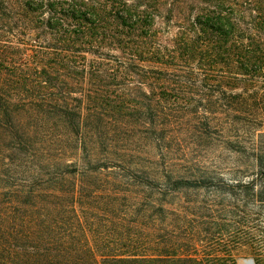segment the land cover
Returning <instances> with one entry per match:
<instances>
[{
	"label": "trees",
	"instance_id": "16d2710c",
	"mask_svg": "<svg viewBox=\"0 0 264 264\" xmlns=\"http://www.w3.org/2000/svg\"><path fill=\"white\" fill-rule=\"evenodd\" d=\"M241 122L264 0H0V264H174L118 216L205 183L188 153Z\"/></svg>",
	"mask_w": 264,
	"mask_h": 264
},
{
	"label": "rangeland",
	"instance_id": "374dc122",
	"mask_svg": "<svg viewBox=\"0 0 264 264\" xmlns=\"http://www.w3.org/2000/svg\"><path fill=\"white\" fill-rule=\"evenodd\" d=\"M187 156L201 160L189 171L205 183L118 218L174 264H264V130L235 123Z\"/></svg>",
	"mask_w": 264,
	"mask_h": 264
},
{
	"label": "water",
	"instance_id": "95a60500",
	"mask_svg": "<svg viewBox=\"0 0 264 264\" xmlns=\"http://www.w3.org/2000/svg\"><path fill=\"white\" fill-rule=\"evenodd\" d=\"M250 264V263H249Z\"/></svg>",
	"mask_w": 264,
	"mask_h": 264
}]
</instances>
